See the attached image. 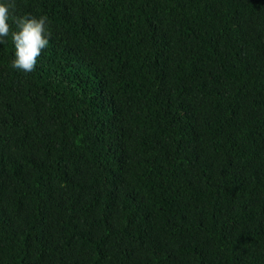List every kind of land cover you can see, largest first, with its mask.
Wrapping results in <instances>:
<instances>
[{
	"label": "trees",
	"instance_id": "1",
	"mask_svg": "<svg viewBox=\"0 0 264 264\" xmlns=\"http://www.w3.org/2000/svg\"><path fill=\"white\" fill-rule=\"evenodd\" d=\"M13 15L51 38L0 44V264H264V0Z\"/></svg>",
	"mask_w": 264,
	"mask_h": 264
},
{
	"label": "clouds",
	"instance_id": "2",
	"mask_svg": "<svg viewBox=\"0 0 264 264\" xmlns=\"http://www.w3.org/2000/svg\"><path fill=\"white\" fill-rule=\"evenodd\" d=\"M15 7L16 0H0V44L11 35L15 49L11 67L28 73L37 66V58L51 38L47 27L48 20L45 16L14 17ZM10 20L15 24V30L10 31Z\"/></svg>",
	"mask_w": 264,
	"mask_h": 264
}]
</instances>
